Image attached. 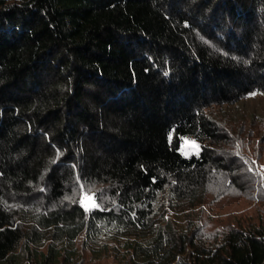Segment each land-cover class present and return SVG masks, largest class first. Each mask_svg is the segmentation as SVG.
<instances>
[{
  "label": "trees",
  "instance_id": "trees-1",
  "mask_svg": "<svg viewBox=\"0 0 264 264\" xmlns=\"http://www.w3.org/2000/svg\"><path fill=\"white\" fill-rule=\"evenodd\" d=\"M258 96L264 0H0V264H264Z\"/></svg>",
  "mask_w": 264,
  "mask_h": 264
},
{
  "label": "rangeland",
  "instance_id": "rangeland-1",
  "mask_svg": "<svg viewBox=\"0 0 264 264\" xmlns=\"http://www.w3.org/2000/svg\"><path fill=\"white\" fill-rule=\"evenodd\" d=\"M215 116L228 128L234 130L243 128L244 134L252 135L256 133L258 138L264 137V96L244 99L233 105L216 108ZM193 141L189 137L182 140L180 151L184 155L198 151V145L195 141L193 144ZM257 174L261 177L264 176V165L258 167ZM86 196L92 199L86 200ZM81 203L86 209L95 206L92 194L83 193Z\"/></svg>",
  "mask_w": 264,
  "mask_h": 264
},
{
  "label": "snow or ice",
  "instance_id": "snow-or-ice-1",
  "mask_svg": "<svg viewBox=\"0 0 264 264\" xmlns=\"http://www.w3.org/2000/svg\"><path fill=\"white\" fill-rule=\"evenodd\" d=\"M192 143L194 144L195 142L193 141ZM85 199H86V200H91L92 198L86 196ZM93 206H94V204H93Z\"/></svg>",
  "mask_w": 264,
  "mask_h": 264
}]
</instances>
